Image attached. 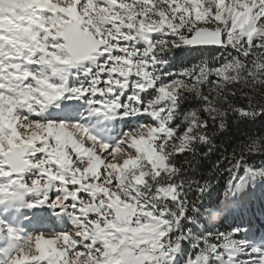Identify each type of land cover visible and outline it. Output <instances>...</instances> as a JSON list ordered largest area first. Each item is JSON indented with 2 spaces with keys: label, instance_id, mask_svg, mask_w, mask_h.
<instances>
[{
  "label": "snow or ice",
  "instance_id": "1",
  "mask_svg": "<svg viewBox=\"0 0 264 264\" xmlns=\"http://www.w3.org/2000/svg\"><path fill=\"white\" fill-rule=\"evenodd\" d=\"M196 42L231 51L214 67L202 62L157 85L155 54ZM77 67L87 85L51 82ZM149 88L156 95L141 99ZM245 90L264 99V0H0V203L49 207L72 223L66 232L25 233L0 218V264H172L192 235L179 231L182 220L198 213L215 221L239 208L234 197L244 187L264 179V165H243L240 174L246 154L264 153L262 136L231 154L218 201L197 207L208 184L169 183L175 157L206 139L209 120L264 111L232 103ZM66 91L97 115H149L156 123L108 143L79 122L30 118ZM185 94L199 106L181 131L170 124ZM185 189L194 190L191 201ZM241 231L198 237L185 264H236L245 249L250 264H264V248L235 240Z\"/></svg>",
  "mask_w": 264,
  "mask_h": 264
},
{
  "label": "trees",
  "instance_id": "2",
  "mask_svg": "<svg viewBox=\"0 0 264 264\" xmlns=\"http://www.w3.org/2000/svg\"><path fill=\"white\" fill-rule=\"evenodd\" d=\"M173 39V37H166ZM230 49L216 48H198L192 49L187 45L164 51L160 53L155 64L156 69L163 74L162 79H174L184 70L196 66L200 63H207L210 67H214L223 61L228 55ZM167 77V78H165ZM246 95H238L233 98L232 103L247 107L250 103L255 108L264 107V99L252 95L245 90ZM149 92H142L141 99L147 97ZM199 106V101L185 94L181 98L176 110L184 113H190ZM146 122V120H144ZM122 122L115 119V122L106 123L111 134L119 133L124 129ZM264 136V111L258 115L255 114H238L235 111L228 112L221 123L208 121L206 131V139L191 142L186 150L180 152L175 157L174 164L178 169L176 175L169 181L175 184L182 181L185 184L190 182L195 184H208L209 187L200 200V207L204 204H211L223 197L225 189L228 186L231 154L240 152L241 149L258 137ZM243 165L261 166L264 165V153L256 151L245 155L240 168V174H243ZM259 184L255 182L249 183L244 187L234 199L239 202V208L227 211L219 219L208 221L198 213H190L193 216L191 222L187 220L181 221L179 231L184 229L190 230L191 237L204 236L205 233H213L214 230L220 232H228L233 227L243 229L248 225H254L256 233L264 231V180L259 179ZM185 194L191 201L195 193L185 189ZM169 207H174L171 200L168 201ZM175 235V233H173ZM197 249L181 241L179 249L175 252L174 261L177 264H185L189 257H193L197 253Z\"/></svg>",
  "mask_w": 264,
  "mask_h": 264
},
{
  "label": "rangeland",
  "instance_id": "3",
  "mask_svg": "<svg viewBox=\"0 0 264 264\" xmlns=\"http://www.w3.org/2000/svg\"><path fill=\"white\" fill-rule=\"evenodd\" d=\"M159 38V33L153 36V39ZM135 46L138 48H143L144 44L137 43ZM159 54L160 53L155 54V59ZM100 59L103 58L101 57ZM87 63L88 62H85L86 65ZM156 63H158L157 60L151 67V75L156 78L157 85L166 84L167 82L173 80L162 79L164 76L170 74L161 73L160 70L156 69ZM81 71L82 68L80 67L69 69V71L64 74L63 79L61 77H54L52 78L51 82L54 85L64 87L66 90L75 88L81 84L87 85L88 77L80 75L79 73ZM92 71L95 72V68H93ZM73 73H76V75H73ZM156 91L157 90L155 88H149L146 91L149 92L148 96L145 98L143 97V99H151L156 95ZM131 92L132 88L129 87L120 97L121 102H123ZM69 95L70 93L66 91L64 96H62L59 100L53 102L52 104H49L46 109L42 111L39 115L30 116V118L37 121L47 122H56L58 120L79 122L83 125H86L94 135L100 138V140L108 143H115L124 133L133 129H138L141 125L156 123V121L153 120L152 117L149 115L135 114L123 117L119 116L118 114L97 115L90 111L89 106L82 99L78 100L66 98ZM119 111L123 112L124 109H120ZM176 112L177 116L175 117V119L172 120L170 127H175L177 124H179L180 130L182 131L185 127V123L182 121H186L188 113L180 112L178 110H176ZM115 119H117L119 122H122V126L124 127V129L119 133L111 134L109 128H107L106 126V123L110 121L115 122ZM144 120H146V122H144ZM251 167L259 168L261 166ZM256 183H260L259 179L256 180ZM58 195L59 193L53 190H50L48 192L49 197H56ZM35 198V194H26L25 201L33 200ZM0 218H2L3 221L6 222L9 226L16 229H21L25 233H60L70 231L72 228V223L67 215L57 216L54 211L49 207H38L29 210L25 208L20 202L0 203ZM215 233L222 232L214 230V234ZM196 239L197 237L189 236V238L184 241L192 247L196 248L195 244L193 243V241ZM235 240L237 242L246 241L247 248H264V231H262L261 233H256L255 226L253 224L248 225L236 235ZM235 262L236 264H250V258L247 254V249H245L243 252H237V254L235 255ZM172 264H177V262L173 260Z\"/></svg>",
  "mask_w": 264,
  "mask_h": 264
},
{
  "label": "water",
  "instance_id": "4",
  "mask_svg": "<svg viewBox=\"0 0 264 264\" xmlns=\"http://www.w3.org/2000/svg\"><path fill=\"white\" fill-rule=\"evenodd\" d=\"M189 48L192 49H198V48H216V49H222L223 47L216 46L214 44H206L201 42H196L190 45H187Z\"/></svg>",
  "mask_w": 264,
  "mask_h": 264
}]
</instances>
